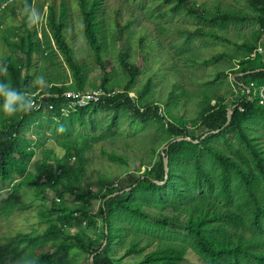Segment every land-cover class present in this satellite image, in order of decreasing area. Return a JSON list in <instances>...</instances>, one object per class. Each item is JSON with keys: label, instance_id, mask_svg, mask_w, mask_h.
Returning <instances> with one entry per match:
<instances>
[{"label": "trees", "instance_id": "16d2710c", "mask_svg": "<svg viewBox=\"0 0 264 264\" xmlns=\"http://www.w3.org/2000/svg\"><path fill=\"white\" fill-rule=\"evenodd\" d=\"M38 1L42 2V11L47 9V23L42 33L36 26L28 25L23 13L25 0H0V66L7 68L5 78L13 86L30 96L39 91L56 96L68 90L97 89L95 84L86 89L88 74L67 40L74 13L98 67L99 90L114 92V84L123 82L126 85L112 100L79 110L69 118L82 124L89 110L94 115L126 108L133 120L155 119L165 126L170 136L167 146L179 138L192 141L173 144L168 151L164 149L163 154H159L154 166L150 168L144 164L137 169L135 166L133 171L129 170L133 165L129 156L103 150L108 164L122 167L125 186L104 193L93 192L85 179L84 157L89 149L86 140L66 134L55 135L52 143L34 160L35 171L29 170L37 151L30 146L32 135L25 127L39 119H67L60 114L62 101L47 99L55 105L54 113L34 110L12 118L0 114V191L10 188L0 205V219H14L19 213L32 209L19 199L21 191L28 188L36 200L43 203L38 218L44 221L45 227L47 225L44 232L35 230L19 233L15 238L1 237L0 264H16L25 254L40 258L39 264H73L65 258L73 252L84 254L87 264H91V259L94 264H118L111 256V245L118 231L123 229L128 240L125 256L143 254L144 264H185L189 251L203 264H264V147L247 126L258 116L264 118V105L261 104L262 98L264 100V50L260 47L264 36V0L246 1L251 14L222 13L220 10L209 14L191 0H162L171 12H184L198 22L224 26L252 20L258 28L255 43L243 45L247 52L244 57L235 59L223 52L202 62L208 66L222 56L235 61V78L231 84L239 93L230 104L222 96L204 95L201 98L204 105L199 106L195 120L172 115V110L187 100L186 92L177 82L169 86V96L163 105L145 99L150 81L144 88L132 90L140 76L143 54L138 58L128 54L130 22L122 24L116 15L114 36L106 39L107 45L101 42L99 17L104 0H27L34 8ZM192 35L227 41L216 31L195 29ZM144 39L145 34L138 41L130 42L129 47L139 46L141 51L150 45L147 43L146 46ZM108 44L118 53L123 76L111 85L102 57ZM38 59L43 64L41 71L45 73L40 75L42 83L40 78H34ZM189 62L198 63L192 59ZM131 91L136 93L135 100L129 97ZM229 133H235L241 148L233 150L234 154L224 145H228ZM166 157L170 170L167 179ZM72 161L76 167L74 171L69 163ZM143 167L147 168L141 174ZM80 182L85 183L79 190ZM105 183L106 179L100 180L102 187L107 186ZM67 194H79L82 202L79 201L78 206L56 204L55 201L51 207L46 205L48 195L63 198ZM100 195H103V202L98 213H94L91 201ZM100 218L102 226H99ZM128 228L132 230L131 234ZM94 242L100 243L101 247L94 250Z\"/></svg>", "mask_w": 264, "mask_h": 264}, {"label": "rangeland", "instance_id": "374dc122", "mask_svg": "<svg viewBox=\"0 0 264 264\" xmlns=\"http://www.w3.org/2000/svg\"><path fill=\"white\" fill-rule=\"evenodd\" d=\"M191 1L195 3L196 7H202L209 14L218 10L222 13L251 14L246 4L247 0ZM162 3V0L103 1L102 14L99 17L102 30L100 35L101 42L107 45L108 38L114 36L116 32L114 23L116 15L122 24L127 21L130 22L127 31V36L130 39L128 42V54L132 58H138L141 53L143 54L140 76L133 85L132 90L142 89L150 81L151 86L145 99L153 101L155 104L159 105L160 103L163 105L169 96V86L173 82H177L181 89L186 92L185 97L187 100L181 107L172 110L174 118L195 120L200 111L199 106L204 105L203 101H201L204 95L207 97L222 96L227 98L228 104L232 103V98L235 96L237 99L239 93V90L231 84L235 78L233 76L235 61H232L228 56H222L218 57L210 65L208 64V66L202 65V62L223 52L232 55L235 59L244 57L247 52L243 45L255 43L254 37L258 30L256 23L248 20L243 23H231L222 26L198 22L186 16L184 12H171L170 8ZM41 5L42 2L38 1L36 9L39 10L42 21L35 26L42 33L47 23V9L42 11ZM195 29L206 32L216 31L217 34L224 37L227 41L220 42L202 36L193 37L192 32ZM144 34L146 46L147 43H150L149 46L141 51L139 46L129 47L130 42L138 41L140 36ZM67 36L69 45L78 53L79 61L83 64L88 74L86 89H89L90 84H95L96 88L99 89L100 76L97 75L98 67L89 52L79 18L74 13H72L70 19V28ZM261 39L260 47L264 50V36ZM117 55L115 48H111L109 44L105 47L102 55L106 70L109 71L108 81L110 85L118 83L123 77ZM190 59L198 63L189 62ZM42 65L41 60L38 59L36 66H34L37 70L34 78H40V75H45L41 71ZM114 85L117 90H114V92L118 94L122 93L126 84L121 82ZM130 93L129 97L135 100V91ZM262 101L261 104L264 105L263 98ZM71 118L63 121L59 119L55 121L39 119L36 123L25 127V130L32 135L33 141L30 146L37 151V155L30 163L29 170L35 171L34 160L37 159L44 148L52 143L51 139L55 135L66 134L72 138L86 140L89 149L84 157L85 179L93 187V192L102 191L104 193L108 189L117 190L125 186L126 177L122 175V167L119 164H108L106 157L102 155L103 150L129 156L133 160V165L129 166V170H135L144 164L151 168L159 160V154H163V150L167 146L166 141L170 139L166 127L158 121L155 119L147 122L133 120L130 111L126 108H121L117 112H98L94 115L89 110L88 114L83 118L82 124L79 123V120H71ZM57 121L65 125L66 131L63 134L55 132ZM247 126H249V131L255 137V140L261 143V147H264V118L258 116L256 121L248 122ZM227 143V146L224 144L225 149L231 154H234L233 150L241 149L235 133L228 134ZM220 145L222 146L221 143ZM222 147L224 148V146ZM242 153L246 154L244 151ZM181 160L185 166L183 158ZM69 163L74 167L73 171L76 170L74 161ZM146 168H141L140 173L143 174ZM101 179H106V187H102L100 184ZM84 183H79V190L84 188ZM9 189L0 191V205L7 198ZM19 199L24 205L32 209L19 213L14 219H0V238L4 236L15 238L19 233L27 234L35 230L44 232L47 228V225L45 227V224H43L44 221L38 218V212L43 203L36 200L31 190L28 188L23 189ZM46 199V205H50L49 207H51L53 201L56 204L65 203L68 206H78L82 202L79 194H67L63 198H53V196L48 195ZM102 202L103 195H100L97 200L91 201L94 213H98ZM101 220L100 218L99 226H102ZM128 230L129 234H131L132 230L130 228ZM127 244L125 229L118 231L111 245V256L114 257V260L118 264H144L143 254L125 256L124 250ZM100 247V243L94 242V250ZM65 258L66 261L73 264H87L86 256L82 253L73 252ZM185 264H203V262L192 251H189ZM241 264L247 263L241 262Z\"/></svg>", "mask_w": 264, "mask_h": 264}, {"label": "clouds", "instance_id": "9594fccd", "mask_svg": "<svg viewBox=\"0 0 264 264\" xmlns=\"http://www.w3.org/2000/svg\"><path fill=\"white\" fill-rule=\"evenodd\" d=\"M23 13L29 26L38 25L42 21V16L38 9L32 7L25 0ZM7 68L0 66V114L12 118L19 114H29L35 110V102L32 96L26 91H20L5 78ZM43 82V77L40 78ZM55 132L63 134L66 131L65 125L57 121ZM40 258H33L27 254L18 259L16 264H39Z\"/></svg>", "mask_w": 264, "mask_h": 264}, {"label": "built area", "instance_id": "2783aa9c", "mask_svg": "<svg viewBox=\"0 0 264 264\" xmlns=\"http://www.w3.org/2000/svg\"><path fill=\"white\" fill-rule=\"evenodd\" d=\"M16 0H11L15 2ZM264 33V28H263ZM264 93V92H263ZM262 93V94H263ZM117 94L114 92H105L103 90H68L61 95L52 96L51 94H44L39 91L32 95L35 102V111H44L45 113H54L55 105L47 102V99H57L62 101L60 107V114L62 118H69L82 109H90L102 104L104 101H109L115 98ZM263 103V101H262Z\"/></svg>", "mask_w": 264, "mask_h": 264}, {"label": "water", "instance_id": "95a60500", "mask_svg": "<svg viewBox=\"0 0 264 264\" xmlns=\"http://www.w3.org/2000/svg\"><path fill=\"white\" fill-rule=\"evenodd\" d=\"M232 113H233V110H231L230 112H229V122H230V120H231V118H232ZM228 122V123H229ZM182 141H192L191 139H189V138H179V139H177V140H174V141H172L166 148H165V150L166 151H168L169 150V148L173 145V144H175V143H178V142H182ZM194 143H198V142H194ZM164 166H165V171H166V179L168 178V176H169V172H170V170H169V158L168 157H166L165 159H164ZM159 185H162V183H158ZM114 196H117V194H115ZM113 196V197H114ZM110 198V197H109ZM107 245V243H105L104 244V247ZM91 264H94V262H93V259H91Z\"/></svg>", "mask_w": 264, "mask_h": 264}, {"label": "bare ground", "instance_id": "6f19581e", "mask_svg": "<svg viewBox=\"0 0 264 264\" xmlns=\"http://www.w3.org/2000/svg\"><path fill=\"white\" fill-rule=\"evenodd\" d=\"M253 50V49H252ZM139 109V108H138ZM112 129V128H111ZM82 168V167H81ZM29 236V235H28ZM127 253V252H126Z\"/></svg>", "mask_w": 264, "mask_h": 264}]
</instances>
